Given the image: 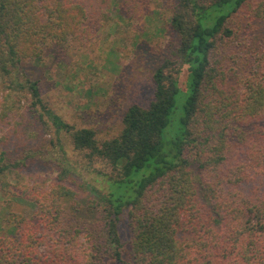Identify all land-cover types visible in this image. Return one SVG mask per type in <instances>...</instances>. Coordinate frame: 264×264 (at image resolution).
Here are the masks:
<instances>
[{
	"label": "trees",
	"instance_id": "obj_1",
	"mask_svg": "<svg viewBox=\"0 0 264 264\" xmlns=\"http://www.w3.org/2000/svg\"><path fill=\"white\" fill-rule=\"evenodd\" d=\"M105 1L0 0V114L12 93L29 95L78 156L58 139L55 177L30 184L19 168L40 148L11 161L0 150V194L35 204L31 216L0 217V264H264V0H175L173 57L154 70L151 102L131 104L119 134L100 138L51 111L19 68L52 46L91 41L96 21L109 19ZM117 2L125 11L134 0ZM181 64L191 92L166 137ZM84 170L106 186L86 204ZM109 183L133 193L115 194Z\"/></svg>",
	"mask_w": 264,
	"mask_h": 264
},
{
	"label": "rangeland",
	"instance_id": "obj_2",
	"mask_svg": "<svg viewBox=\"0 0 264 264\" xmlns=\"http://www.w3.org/2000/svg\"><path fill=\"white\" fill-rule=\"evenodd\" d=\"M116 2L103 3L110 16L96 21V34L91 41L86 44L74 41L64 49L52 46L42 59L25 60L19 68L20 81L30 79L39 83L41 98L51 111L75 128H94L100 138L119 134L124 114L131 104L149 105L154 92V70L165 57H173L176 40L170 28L175 0H134L131 6L126 5L125 11L116 9ZM227 7L222 10L226 11ZM184 65L181 64L175 109L165 131L166 137L175 134L179 127L191 92V74ZM4 93L10 94L7 89ZM0 98H3L1 89ZM28 99L29 95L26 97L23 93L19 96L12 93L7 99L10 108L7 107L5 116L0 114V144L1 139H5L0 150L5 149L7 160L11 161L27 155L34 158L35 150L40 148L35 163L19 168L24 178L22 183L31 184L55 177L52 160L56 159V154L61 155L55 150L59 147L58 139L70 158L77 160L78 156L69 134L65 130L57 131L47 112L39 106H31L32 101ZM33 158L30 161L33 162ZM146 169L140 173H146ZM82 174L90 182L82 194L85 204L90 198L101 199L106 192L103 182L96 181L91 171L84 170ZM108 185L115 194L126 197L133 193L127 184ZM34 211L33 202L12 199L7 203L0 194V217L8 212L31 216ZM119 231L123 240H129L126 213L119 222Z\"/></svg>",
	"mask_w": 264,
	"mask_h": 264
}]
</instances>
